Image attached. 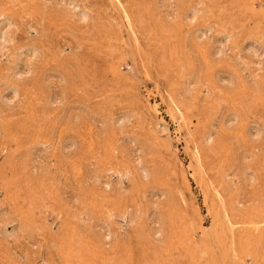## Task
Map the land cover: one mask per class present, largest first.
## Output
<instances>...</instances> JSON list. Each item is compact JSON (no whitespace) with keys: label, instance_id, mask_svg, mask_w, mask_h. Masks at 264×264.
Here are the masks:
<instances>
[{"label":"rangeland","instance_id":"rangeland-1","mask_svg":"<svg viewBox=\"0 0 264 264\" xmlns=\"http://www.w3.org/2000/svg\"><path fill=\"white\" fill-rule=\"evenodd\" d=\"M0 34V264H264V0H0Z\"/></svg>","mask_w":264,"mask_h":264},{"label":"bare ground","instance_id":"bare-ground-1","mask_svg":"<svg viewBox=\"0 0 264 264\" xmlns=\"http://www.w3.org/2000/svg\"><path fill=\"white\" fill-rule=\"evenodd\" d=\"M3 32H5L4 30H2ZM1 34H2V32H1ZM0 34V35H1ZM3 36V35H2ZM8 36V35H7ZM3 37H6L5 35L3 36ZM1 38V37H0ZM3 39V38H2ZM5 41V40H4ZM4 41H3V43H4ZM1 42V41H0ZM6 43V42H5ZM4 43V44H5ZM2 45V44H1ZM178 105V104H177ZM180 111V110H179ZM208 137V136H207ZM196 149V148H195ZM199 155V154H198ZM198 157V156H197ZM196 159H199V157L198 158H196ZM200 160V159H199ZM147 170V169H146ZM217 192H218V190H217ZM218 194H220L219 192H218ZM221 195V194H220ZM221 198V197H220ZM232 212V211H231ZM227 213V212H226ZM229 213V212H228ZM230 215V214H229ZM231 220V219H230ZM233 225V224H232ZM157 234V233H156ZM162 240V239H161Z\"/></svg>","mask_w":264,"mask_h":264}]
</instances>
